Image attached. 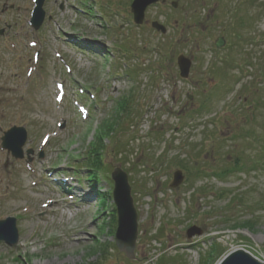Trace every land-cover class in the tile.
<instances>
[{
    "label": "rangeland",
    "instance_id": "374dc122",
    "mask_svg": "<svg viewBox=\"0 0 264 264\" xmlns=\"http://www.w3.org/2000/svg\"><path fill=\"white\" fill-rule=\"evenodd\" d=\"M131 2L45 0L33 31V0H0V139L27 134L22 159L0 146V220L18 231L15 245L0 241V264H218L217 249L264 263V0H165L142 25ZM179 55L192 61L186 79ZM111 121L108 179L93 187L89 144ZM115 168L138 213L134 261L112 247L111 197L103 209L95 198L111 196Z\"/></svg>",
    "mask_w": 264,
    "mask_h": 264
},
{
    "label": "water",
    "instance_id": "95a60500",
    "mask_svg": "<svg viewBox=\"0 0 264 264\" xmlns=\"http://www.w3.org/2000/svg\"><path fill=\"white\" fill-rule=\"evenodd\" d=\"M44 0H36L35 7L30 19V25L34 30H37L43 22L44 11L42 4ZM159 0H133L131 4V12L133 14V21L136 25H140L144 20V12L146 8ZM172 7L176 4L172 3ZM156 31L165 33L166 29L157 22L151 24ZM1 34V31H0ZM217 48L223 46V39L218 38L215 43ZM177 66L179 76L186 79L189 75L191 61L184 56L177 57ZM26 141V131L23 128L13 127L5 132L1 138L2 148L11 154L15 159H22V147ZM27 151L26 154H30ZM111 179L113 181L112 198L116 208L117 227L115 230V246L118 252L124 254L128 260H135V243L137 239V213L133 206L131 197V188L128 184V176L120 168H115L111 172ZM183 180V175L180 171L173 174L171 188H175ZM191 233L201 234V230L196 227H191L186 231L187 237L190 238ZM0 241L15 245L18 241V233L15 226L14 218H6L0 221ZM218 264H264L252 257L246 251L238 249L226 254Z\"/></svg>",
    "mask_w": 264,
    "mask_h": 264
},
{
    "label": "trees",
    "instance_id": "16d2710c",
    "mask_svg": "<svg viewBox=\"0 0 264 264\" xmlns=\"http://www.w3.org/2000/svg\"><path fill=\"white\" fill-rule=\"evenodd\" d=\"M247 65V64H246ZM246 65L245 66H242L243 69L246 68ZM232 69V65H230V70ZM236 71L240 72V70L237 68ZM202 106H204L205 101L203 103H201ZM127 106V100L123 99L121 101H119L118 103V106H117V112L119 111H125V108ZM115 124L117 125V123H114L113 121H111L110 123H104L103 124V127H101L100 129H98L95 133V140L96 142L93 143V144H89V149H88V157H87V168L89 170V172H91V181L95 184V178H98V174H102V177H105V179H108L106 173H107V170L106 168L104 167V164H103V157H104V152H105V147L102 145L101 143V139H103L105 136L107 138V135L108 134H111L113 132V128H115ZM110 132V133H109ZM258 140L260 141V139H256L255 140V143L258 145ZM99 142L98 146H96V144ZM177 163V162H176ZM182 168H185L184 167L185 165H181ZM93 173V175H92ZM215 175L217 177H221V175H224L223 173L220 174H217L215 173ZM99 197H101L102 199H108L110 198L109 194L107 193H104V194H101V193H98L97 194ZM113 211V210H111ZM252 223V220H248L246 222L243 223L244 226L246 225H251L254 223ZM108 224V227H109V230L108 232L110 233L114 228H115V215L114 213L112 212V214L110 215V220L107 222ZM113 249L115 248L114 247V244L112 245ZM102 248V245L99 247V250ZM108 248V247H107ZM107 250V249H106ZM106 252V251H105ZM226 251H222L220 249H217L216 251H214L212 253V261H214L216 258L219 260L225 253ZM209 257H211V254L209 255ZM208 255H207V258H209ZM206 259V258H205ZM206 262V260H205ZM202 264H204V262H202Z\"/></svg>",
    "mask_w": 264,
    "mask_h": 264
},
{
    "label": "flooded vegetation",
    "instance_id": "af4514ba",
    "mask_svg": "<svg viewBox=\"0 0 264 264\" xmlns=\"http://www.w3.org/2000/svg\"><path fill=\"white\" fill-rule=\"evenodd\" d=\"M8 28H9L8 26H7V28H4V27L0 28V29L4 30V33L2 34V37L5 36L6 30H7Z\"/></svg>",
    "mask_w": 264,
    "mask_h": 264
}]
</instances>
